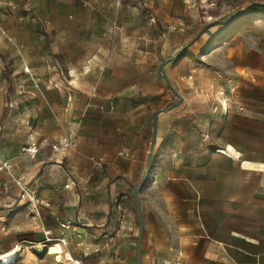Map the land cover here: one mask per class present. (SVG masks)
I'll return each mask as SVG.
<instances>
[{
  "label": "rangeland",
  "instance_id": "1",
  "mask_svg": "<svg viewBox=\"0 0 264 264\" xmlns=\"http://www.w3.org/2000/svg\"><path fill=\"white\" fill-rule=\"evenodd\" d=\"M252 3L264 0H0V163L11 165V176L0 171L10 191L0 192V252L19 242L21 264H59L38 254L26 198L13 183L39 161L49 168L61 161L79 181L88 176L89 188L81 190L90 196L83 200L87 213L111 211L92 187L104 177L111 183L125 177L121 171L102 163L91 175L84 164L58 157L70 147L52 148L69 138L74 116L89 115L97 119L99 142L139 166L130 185L137 187L146 173L136 201L131 187L112 191L126 196L123 218H134L133 242L147 264L173 259L180 233L206 219L204 208H222L192 205L194 155L205 160L216 152L240 163L237 150L246 160L264 157V9L249 8ZM152 115L153 146V133L145 135ZM33 144L39 148L31 157L26 149ZM56 196L64 199L60 212L65 201L73 204L72 196Z\"/></svg>",
  "mask_w": 264,
  "mask_h": 264
},
{
  "label": "crops",
  "instance_id": "2",
  "mask_svg": "<svg viewBox=\"0 0 264 264\" xmlns=\"http://www.w3.org/2000/svg\"><path fill=\"white\" fill-rule=\"evenodd\" d=\"M152 116L155 125V116ZM152 116L148 119V129L145 130V135L149 137L152 135L150 128ZM74 117L77 118V122L74 130L68 135L71 139L69 154H60L61 156L58 157L66 162L71 161L74 165L84 164L90 168L91 175L95 172L94 169L103 168L100 164L103 163L104 166L112 164L114 168L117 167L116 171H121V175L125 177L118 176L113 183L108 177H104L98 187H92L100 193L99 200L104 198L109 201L106 205L110 204L111 211L90 215L87 213L89 208L84 205L90 196L86 197L84 195L87 193L81 192L89 188V177L81 178L82 180L79 181L72 175L76 187L66 191L63 188L66 175L63 172V166L59 164L61 161L57 158L56 161L60 162L53 164L52 168L39 164L40 161L37 162L34 167H29L31 170L26 174L25 179L31 188L34 186L38 188L39 200L48 202L50 206L49 208L41 207L39 218H33V215L29 213L32 221L31 232L34 237L39 236V242L43 236L40 232H35V229L41 226L50 230L54 236H61L63 233L66 250L74 258L80 259L82 264H147L148 260L142 257V246L138 244L137 247V244L133 242V237L136 236L134 218L130 215L123 218L126 196L112 192L116 187H131L132 196L134 186L130 185L128 177H132L139 166L135 165L134 160L118 156L115 145L99 142L100 132L95 124L97 119L93 118L94 116ZM229 145L236 149L234 145ZM237 151L241 154V163L239 160L224 157L216 152L207 154L205 160L199 159L200 156L195 154V158L190 161L189 167L195 169V174L192 170L193 174H190L188 180L189 199L192 205L202 203L212 206L221 205L222 208L205 207L206 219L202 220L199 217L194 227L180 233V244L175 246L173 259L165 260L164 264H264V157L261 161L246 160L244 154ZM96 156L102 157L93 161ZM126 156L128 154L124 153V157ZM53 157L55 154H50V158ZM250 166L253 167L250 168ZM177 168L178 165L175 166V169ZM53 170L57 171L58 177H53L51 172ZM21 175H24V171L18 174V176ZM1 184L0 192L3 194ZM91 184L94 183L91 182ZM57 191L62 193L65 199L68 196L73 197V204H66L65 201L62 204L65 208L61 212L57 204L61 205L64 199L56 196ZM92 197L97 199L98 196L93 194ZM115 198L120 201V210H117L113 203ZM15 202L9 204L12 210L17 208L14 205ZM216 211L225 214L226 218L214 219L213 212ZM47 218L50 224L47 223ZM4 219L0 216L1 222L4 223ZM66 222L69 223V228L62 231L60 224ZM185 237L190 240L185 242L182 240ZM24 241H20V244ZM15 245L20 248L19 242L14 243L1 251L0 255L11 252L14 247L16 249ZM38 246V254L52 258L57 263L56 256L47 253L42 246ZM24 249L25 247L11 264L23 262Z\"/></svg>",
  "mask_w": 264,
  "mask_h": 264
},
{
  "label": "built area",
  "instance_id": "3",
  "mask_svg": "<svg viewBox=\"0 0 264 264\" xmlns=\"http://www.w3.org/2000/svg\"><path fill=\"white\" fill-rule=\"evenodd\" d=\"M70 146H71V139L68 138V139L63 140L62 142H59L57 145H52V148L54 150H57V149H59V150L63 149L64 150ZM26 150L30 154V156L33 157L37 153L38 148L35 145H30L27 147ZM10 168H11V165L8 162L5 161V162L0 163V171L6 172L11 176V174L9 172ZM63 172L66 175V183L64 184L63 188L66 191L70 190V189H74L76 187V182H75L71 172L65 168L63 169ZM13 183H14L16 189L18 190V194H21L22 197L26 198L27 208L29 210V213H31L33 215V218H35V217L39 218L40 217L41 207L49 208L50 204L48 202L39 200L38 188L36 186L31 188L30 185L28 184V182L26 181L25 177L20 176L17 179L13 178ZM1 186H2L3 194L8 195L10 193L9 186L5 183H2ZM113 203H114L116 209L120 210L121 204L117 198H115L113 200ZM60 228L62 229V231L68 229L69 223H67V222L61 223ZM36 231L40 232L42 234L43 239L40 241L39 244H41V246L46 250L47 253H48L49 247L51 245H56V246L58 245L60 247L59 252L57 254H55L56 257L59 256V257H57V260H56L57 263H59V264H82V261L80 259L74 258L71 255V253L66 250V242L62 236L63 233H61V236H54L50 230L45 229L43 226L35 229V232ZM20 248L22 249V247H20ZM5 255L6 254L0 255V262H2V259L6 258ZM13 262H15V261L11 260L9 263L11 264Z\"/></svg>",
  "mask_w": 264,
  "mask_h": 264
},
{
  "label": "water",
  "instance_id": "4",
  "mask_svg": "<svg viewBox=\"0 0 264 264\" xmlns=\"http://www.w3.org/2000/svg\"><path fill=\"white\" fill-rule=\"evenodd\" d=\"M170 59H171V58H168V59H166L165 61L170 60ZM159 70H160V73H161V75H162V77H163V80H164V81L166 82V84L170 87V89L173 90L172 86H171L170 83L168 82V79H167V77H166V74H165V72H164V70H163L162 65L159 66ZM155 119H156V115H155ZM155 134H156V126L154 125V127H153V137H152V140H151V142H150V145H151V146H153V144L155 143ZM150 159H151V151L149 152V155H148V164H149ZM148 164H147V165H148ZM145 182H146V173L142 176L141 181H140V184H139L137 187H134V188L132 189V198H133L134 201H136V193H137V191H138L139 189H141V188L144 186ZM140 231H141V225H140Z\"/></svg>",
  "mask_w": 264,
  "mask_h": 264
},
{
  "label": "bare ground",
  "instance_id": "5",
  "mask_svg": "<svg viewBox=\"0 0 264 264\" xmlns=\"http://www.w3.org/2000/svg\"><path fill=\"white\" fill-rule=\"evenodd\" d=\"M224 104V106H227V103L226 102H224L223 103ZM55 248L56 249V247H57V249L55 250V254H57L58 252H59V246L57 245H51L50 247H49V250H48V253H50V250H51V248ZM15 249V248H14ZM20 248H18L17 250H15V254H14V256L12 255V256H9V253H5L6 255V258H4V259H2V262H0V264H10L9 262L11 261V260H16V258L18 257L17 255H19V252H20ZM50 254H53V252L52 253H50ZM55 254H53L54 256H55ZM57 257H59V256H57Z\"/></svg>",
  "mask_w": 264,
  "mask_h": 264
},
{
  "label": "trees",
  "instance_id": "6",
  "mask_svg": "<svg viewBox=\"0 0 264 264\" xmlns=\"http://www.w3.org/2000/svg\"><path fill=\"white\" fill-rule=\"evenodd\" d=\"M249 8H259V9H264V3H252V4H250L249 6H248ZM169 87V86H168ZM170 88V87H169ZM154 127V118H153V116H152V119H151V121H150V128L152 129ZM151 134H152V132H151ZM148 135H150L149 134V132H148Z\"/></svg>",
  "mask_w": 264,
  "mask_h": 264
}]
</instances>
